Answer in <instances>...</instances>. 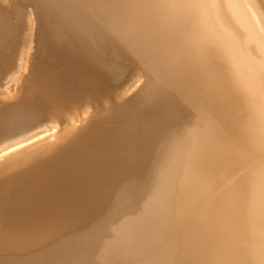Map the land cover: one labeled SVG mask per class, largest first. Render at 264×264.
I'll use <instances>...</instances> for the list:
<instances>
[{
    "label": "bare ground",
    "instance_id": "obj_1",
    "mask_svg": "<svg viewBox=\"0 0 264 264\" xmlns=\"http://www.w3.org/2000/svg\"><path fill=\"white\" fill-rule=\"evenodd\" d=\"M85 1L111 4L140 47L231 116L194 131L182 176L180 144L150 154L171 121L139 119L141 158L119 115L96 108L76 132L54 109L124 60L108 39L105 61L74 39L64 3L0 0V264H264V0ZM143 93L138 114L157 103Z\"/></svg>",
    "mask_w": 264,
    "mask_h": 264
},
{
    "label": "rangeland",
    "instance_id": "obj_2",
    "mask_svg": "<svg viewBox=\"0 0 264 264\" xmlns=\"http://www.w3.org/2000/svg\"><path fill=\"white\" fill-rule=\"evenodd\" d=\"M119 1L123 4V0ZM57 2L61 5L65 4L67 14L62 13L67 20L69 17V22L71 21L70 24L73 27L71 30L76 36L74 39L78 37L85 39L88 46L97 50L93 57L104 61L106 58H102V55L105 50L102 51L98 41L102 39L104 42L108 39L110 49L124 60L126 69L114 72V77L109 81L104 73V87H92L90 90L80 89V97L67 101L62 109H54L53 112L65 118V126L71 125L73 130L77 127L76 132L84 128L85 122L96 108H100L104 114L109 115L107 119H113L114 115L121 116L117 134L134 141H128L125 145L128 148L131 147L129 153L135 158L142 157L138 149L147 145L138 135L139 119L143 118L140 126L147 125L145 127L148 128H158L161 124L159 119L171 121L169 128L171 130L166 137V144L151 147L150 154L153 156L157 147V151H163L166 147L174 148V145L180 144L181 165L178 176H182L186 163L192 160L190 152L193 146L191 138L194 131L204 129L231 116L230 113L222 110L220 96L210 91L208 85L203 91L195 89L192 74L186 69H171L163 64L153 51L156 48L153 44L149 51L140 47L132 38L135 36L132 24L125 25L126 22L116 19L117 15L109 9L112 7L111 4L104 11L107 7H103L100 4L102 2L96 4L89 2L88 4L85 0H54L55 4ZM10 66L11 63L5 65L4 69ZM107 74L110 75L109 72ZM60 75L66 77L67 72ZM147 89L153 94L157 103L148 112L138 114V109L146 98L143 92ZM125 106L131 108L132 111L135 109L137 111L129 113L133 115L127 118L123 113ZM195 116L198 120L203 117L207 119L202 123L196 122ZM180 126L184 128L182 134H180ZM206 163L201 162L200 165L208 168ZM149 164L144 166L145 170L148 169ZM128 166L133 168L137 165L130 163ZM180 191L182 193V190Z\"/></svg>",
    "mask_w": 264,
    "mask_h": 264
}]
</instances>
